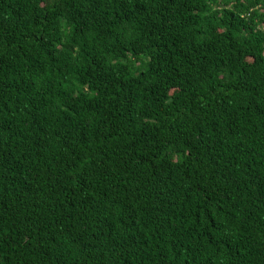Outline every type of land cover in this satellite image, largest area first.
<instances>
[{"label": "trees", "instance_id": "16d2710c", "mask_svg": "<svg viewBox=\"0 0 264 264\" xmlns=\"http://www.w3.org/2000/svg\"><path fill=\"white\" fill-rule=\"evenodd\" d=\"M0 264H264V0H0Z\"/></svg>", "mask_w": 264, "mask_h": 264}]
</instances>
